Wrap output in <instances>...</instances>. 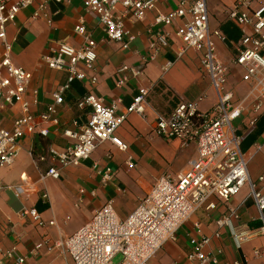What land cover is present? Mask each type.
I'll return each instance as SVG.
<instances>
[{
    "label": "crops",
    "instance_id": "obj_1",
    "mask_svg": "<svg viewBox=\"0 0 264 264\" xmlns=\"http://www.w3.org/2000/svg\"><path fill=\"white\" fill-rule=\"evenodd\" d=\"M13 4L19 0H7ZM34 3L20 11L13 24L6 27V39L12 45L11 59L14 66L32 75L30 89L37 91V105L32 109L35 115L46 111L53 103L52 94L64 84L66 73L56 72L43 65L41 59L50 48L59 43L79 49L83 39L74 34L75 26L81 21L97 55L96 70L98 83L89 87L74 82L63 94V104L58 107L57 127L46 125L49 135L40 137L37 133L25 135L20 141V152L10 167L0 168V184L4 187L23 186L24 194L16 198L11 190L0 191V251L14 249V257H25V264H72L55 244L64 241L86 225L96 211L111 202L117 219L124 221L136 209L162 175L176 179L183 174L189 163L196 158L192 144L182 145L180 140L166 141L154 133L158 118L168 117L179 103L196 102L202 98L198 109L208 111L216 103L210 81L200 67V53L187 51L177 57L180 42L176 31L186 23V18L174 21L170 26H156L154 31L167 35V47L162 49L154 61H148V38L145 31L152 26L158 15H168L176 8L174 0L156 3L146 12L140 22L130 15L123 18V24L136 39L127 49L108 42L97 18L89 13L83 0H62L61 4L49 3L39 19H33L38 4ZM190 2L191 0H185ZM236 0H206L209 16V30H219L226 38L225 43L216 39V53L228 67L227 88L234 93V100L240 101L250 90V85L241 81L242 70L234 63L236 45L241 38L238 29L228 20V12ZM264 0H252L248 8L251 13ZM50 21V24L47 23ZM0 44V55H1ZM146 60V62H144ZM168 64H170L168 66ZM121 66L141 69V76L129 79L118 87ZM148 90L142 115L130 114L116 131L115 136L127 146L126 152H119L110 142L100 145L77 167L60 170L58 180L46 178L40 181L51 168L58 165L48 155V149L64 150L69 141L63 137L65 129H74L73 123L86 124L89 109L79 110L77 101L88 91L100 98L105 105L116 103L117 113H124L139 90ZM21 115L18 107L6 106L0 110V129L10 130L14 120ZM257 117V118H256ZM256 118L254 127L250 120ZM235 134L240 137V152L246 159L249 179L256 189L264 193V111L258 116L250 112L249 105L243 106L241 118L233 124ZM43 158V162H39ZM132 165V168L129 167ZM107 176V178H106ZM262 178V181H259ZM83 192L81 194L80 192ZM46 193L48 200L43 199ZM215 207L211 211H197L176 233L174 242H167L149 264H187L186 255L191 251L190 240L196 235L194 225L199 226L202 235L210 238L206 255L218 264H260L264 258L253 256L254 250L264 253V222L254 206L248 185L240 193L223 203L212 197ZM35 209L45 223L54 221V226H35L29 218H21L23 210ZM233 210L238 220L233 222L239 231L254 234L239 249L231 237L230 230L219 228L216 222ZM218 233L219 238H214ZM43 244L52 247L51 252L34 247ZM115 258V257H114ZM119 264L122 263V259Z\"/></svg>",
    "mask_w": 264,
    "mask_h": 264
},
{
    "label": "built area",
    "instance_id": "obj_2",
    "mask_svg": "<svg viewBox=\"0 0 264 264\" xmlns=\"http://www.w3.org/2000/svg\"><path fill=\"white\" fill-rule=\"evenodd\" d=\"M35 0H19L9 4L0 0V110L6 106L18 107L20 117L14 120L10 130L0 129V168L10 167L20 152L19 141L25 135L37 133L46 138L49 130L46 125L57 127L59 124L57 108L63 104V94L74 82L94 87L98 83L95 46L91 43L83 22L74 28V34L83 39L79 49L65 43L51 47L41 61L48 69L66 73V80L52 94L53 103L42 114L35 115L32 109L37 105V91L30 89L32 75L14 66L11 59L12 45L6 39V27L13 24L23 9ZM174 0H83L85 9L93 14L102 26L108 42L127 49L136 37L123 24V18L130 15L135 22L144 19L156 3H169ZM62 0H43L32 15L39 19L49 3L61 4ZM252 0H236L228 12V20L241 34L240 41L233 45L234 63L242 70L241 81L250 85L249 92L240 100H234L233 91L227 88L228 67L216 53L212 39L226 42L219 31L209 30V16L206 0H185L176 2V8L168 15H158L145 34L148 38V61H154L157 54L167 47V35L154 31L156 26H170L174 21L186 18V23L175 33L180 42L177 57L187 51L200 53V67L208 77L216 97L215 105L208 111L198 109L202 98L196 102L177 104L168 117L158 118L154 133L163 140H180L182 145L192 144L196 158L189 163L188 169L176 179L162 175L157 179L150 192L139 202L136 209L124 221L117 219L114 207L107 202L95 212L92 219L75 234L64 241L57 242L55 248L61 249L72 264H112L116 256H121L123 264H149L167 242H174L177 231L187 223L192 215L203 209L211 211L215 205L212 197L227 203L248 185L254 206L264 222V193L259 192L248 176L246 159L240 152L241 139L235 134L233 124L241 118L243 106L249 105L250 112L259 115L264 111V5L251 13L248 8ZM50 24V21L47 20ZM146 62V60H144ZM170 64H168L169 66ZM117 86L129 79L141 76L140 68L121 66ZM148 90L141 89L124 113H117L116 103L105 105L92 92H86L76 103L79 110L89 109L86 124L73 123L74 129H65L63 137L69 145L62 151L48 149L49 157L58 168L49 169L40 176L58 180L60 170L77 167L89 159L90 155L103 143L110 142L119 152H126L127 146L116 136V131L126 121L128 115L144 113V103ZM257 118V117H256ZM256 118L250 120L254 127ZM43 162V158H39ZM132 168V165L129 164ZM107 178V176H106ZM262 181V178H259ZM11 190L16 198L21 197L23 186L4 187L0 191ZM83 194V192H80ZM43 199L48 200L46 193ZM21 218H29L37 227L54 226V221L45 223L35 209L23 210ZM238 214L229 210L228 215L216 222L219 228L230 230L231 237L239 249L254 237V234L239 231L233 222ZM196 235L190 240L191 251L186 255L187 264H218L206 255L210 238L201 234L199 226L194 225ZM261 232L264 233V227ZM218 239L219 234L215 233ZM47 252L52 247L38 244L34 251L42 248ZM14 249L0 251V264H25V257H14ZM255 258H264V253L253 251ZM237 264V263H234ZM260 264H264V260Z\"/></svg>",
    "mask_w": 264,
    "mask_h": 264
},
{
    "label": "rangeland",
    "instance_id": "obj_3",
    "mask_svg": "<svg viewBox=\"0 0 264 264\" xmlns=\"http://www.w3.org/2000/svg\"><path fill=\"white\" fill-rule=\"evenodd\" d=\"M121 256H116L113 260H112V264H119L121 261Z\"/></svg>",
    "mask_w": 264,
    "mask_h": 264
},
{
    "label": "trees",
    "instance_id": "obj_4",
    "mask_svg": "<svg viewBox=\"0 0 264 264\" xmlns=\"http://www.w3.org/2000/svg\"><path fill=\"white\" fill-rule=\"evenodd\" d=\"M256 122H257V120H256ZM256 122H255V123H256Z\"/></svg>",
    "mask_w": 264,
    "mask_h": 264
}]
</instances>
